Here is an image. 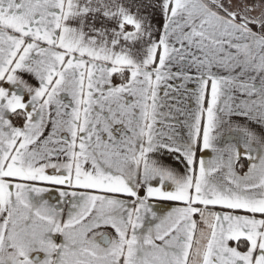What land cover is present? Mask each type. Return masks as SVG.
I'll return each mask as SVG.
<instances>
[{
    "label": "snow or ice",
    "instance_id": "6c2138e0",
    "mask_svg": "<svg viewBox=\"0 0 264 264\" xmlns=\"http://www.w3.org/2000/svg\"><path fill=\"white\" fill-rule=\"evenodd\" d=\"M0 264H264V0H0Z\"/></svg>",
    "mask_w": 264,
    "mask_h": 264
},
{
    "label": "crops",
    "instance_id": "0c3cea01",
    "mask_svg": "<svg viewBox=\"0 0 264 264\" xmlns=\"http://www.w3.org/2000/svg\"><path fill=\"white\" fill-rule=\"evenodd\" d=\"M169 103H175L174 101H169ZM184 107H188L187 104L183 105ZM180 119H183V117H180ZM180 131L186 133L187 132V128H181ZM199 155V153H198ZM169 160H171V158H169ZM173 166H178L175 164V162H172ZM171 204V202H160L157 206L160 207L162 210L166 209V207Z\"/></svg>",
    "mask_w": 264,
    "mask_h": 264
}]
</instances>
